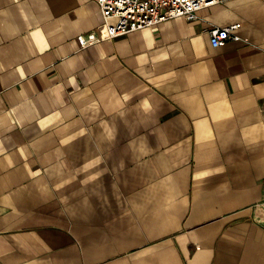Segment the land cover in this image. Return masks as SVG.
<instances>
[{
    "label": "crops",
    "instance_id": "crops-1",
    "mask_svg": "<svg viewBox=\"0 0 264 264\" xmlns=\"http://www.w3.org/2000/svg\"><path fill=\"white\" fill-rule=\"evenodd\" d=\"M102 21L0 0V264H264V0Z\"/></svg>",
    "mask_w": 264,
    "mask_h": 264
},
{
    "label": "built area",
    "instance_id": "built-area-1",
    "mask_svg": "<svg viewBox=\"0 0 264 264\" xmlns=\"http://www.w3.org/2000/svg\"><path fill=\"white\" fill-rule=\"evenodd\" d=\"M229 0H96L103 21L96 31L87 34V43L151 27L174 17L188 20L206 6ZM237 24L215 26L209 30V42L213 47L221 46L229 38L238 39L234 33Z\"/></svg>",
    "mask_w": 264,
    "mask_h": 264
},
{
    "label": "bare ground",
    "instance_id": "bare-ground-1",
    "mask_svg": "<svg viewBox=\"0 0 264 264\" xmlns=\"http://www.w3.org/2000/svg\"><path fill=\"white\" fill-rule=\"evenodd\" d=\"M255 215L264 221V206L258 205L255 210Z\"/></svg>",
    "mask_w": 264,
    "mask_h": 264
}]
</instances>
